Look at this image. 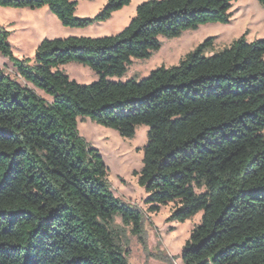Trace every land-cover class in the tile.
Instances as JSON below:
<instances>
[{"label": "trees", "instance_id": "trees-1", "mask_svg": "<svg viewBox=\"0 0 264 264\" xmlns=\"http://www.w3.org/2000/svg\"><path fill=\"white\" fill-rule=\"evenodd\" d=\"M132 1L108 0L93 18L76 16L77 0H0V7H47L64 27L87 28ZM234 1L149 0L116 35L44 39L21 60L0 25V54L26 82L0 67V264H129L116 217L147 249L144 212L115 196L104 158L79 134L80 118L124 138L149 127L137 174L149 211L174 203L168 221L179 223L203 212L183 264H264V39L245 34L206 56L210 37L176 66L111 80L159 51L161 37L229 23ZM69 63L99 79L71 80L60 70Z\"/></svg>", "mask_w": 264, "mask_h": 264}, {"label": "rangeland", "instance_id": "rangeland-1", "mask_svg": "<svg viewBox=\"0 0 264 264\" xmlns=\"http://www.w3.org/2000/svg\"><path fill=\"white\" fill-rule=\"evenodd\" d=\"M76 16L93 18L98 15L108 0H77ZM149 0H133L132 3L116 12L106 22L95 23L87 28L64 27L47 7L38 10L9 9L0 7V25L11 33L10 43L14 56L18 59L33 58L35 51L44 39H64L68 37L101 38L120 33L136 16L137 7ZM232 18L227 24H208L198 30L185 31L180 37H161V49L149 59H134L123 77L111 78L112 81L126 82L131 79L142 80L160 67L176 66L198 45L210 37H215L213 49L206 52L211 56L246 34L249 42L264 39V7L258 0H235L231 9ZM0 67L21 84L26 82L19 77L10 60L0 54ZM71 80L88 85L99 79L89 67L69 63L60 67ZM38 94L52 102V97L41 90ZM78 131L82 138L99 150L109 168L108 180L115 196L126 203L136 205L146 216L147 249L132 234L131 227L124 225L116 217L113 228L120 232L125 249L128 251L129 264H183L182 252L195 227L202 223L200 212L185 223L170 222L168 218L178 205L171 203L162 207L159 213H151L145 204L148 197L139 184L138 173L143 168L144 148L148 144L149 127H137L132 138H124L117 131L103 127L90 118L78 120Z\"/></svg>", "mask_w": 264, "mask_h": 264}]
</instances>
